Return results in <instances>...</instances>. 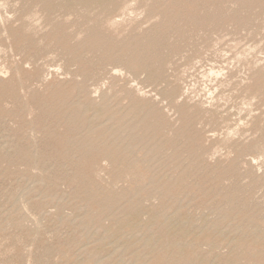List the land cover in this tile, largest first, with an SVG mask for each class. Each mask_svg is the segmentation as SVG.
Wrapping results in <instances>:
<instances>
[{"label": "rangeland", "instance_id": "374dc122", "mask_svg": "<svg viewBox=\"0 0 264 264\" xmlns=\"http://www.w3.org/2000/svg\"><path fill=\"white\" fill-rule=\"evenodd\" d=\"M263 58L264 0H0V264H264Z\"/></svg>", "mask_w": 264, "mask_h": 264}, {"label": "bare ground", "instance_id": "6f19581e", "mask_svg": "<svg viewBox=\"0 0 264 264\" xmlns=\"http://www.w3.org/2000/svg\"><path fill=\"white\" fill-rule=\"evenodd\" d=\"M132 6V5H131ZM135 6V5H134ZM123 8H125V7H123ZM141 9V8H140ZM124 11V10H123ZM147 12V11H146ZM29 15V14H28ZM122 15V14H121ZM139 15V14H138ZM120 16V15H119ZM127 16V15H126ZM158 16V15H157ZM156 16V17H157ZM175 18V17H174ZM155 19V18H154ZM123 20V19H122ZM128 20H129V18H128ZM152 20V19H151ZM172 20V19H171ZM175 20V19H174ZM68 21V20H67ZM116 21V20H115ZM120 22V21H119ZM138 22V21H137ZM115 24V23H114ZM117 24V23H116ZM150 24V23H149ZM158 25V24H157ZM144 26V25H143ZM141 27V26H140ZM139 27V28H140ZM116 30V29H115ZM80 31V30H79ZM83 32V31H82ZM59 37V36H58ZM107 37V36H106ZM83 38V37H82ZM75 39V38H74ZM72 44V43H71ZM103 44V43H102ZM128 52V51H127ZM245 52V51H244ZM240 53V52H239ZM256 53V52H255ZM241 55V54H240ZM249 55V54H248ZM176 57V56H175ZM243 57V56H242ZM182 58V57H181ZM239 59H242V58H239ZM238 59V60H239ZM264 59V58H263ZM116 60V59H115ZM253 60H254V58H253ZM179 61V60H178ZM202 61H203V59H202ZM260 61H263V60H260ZM227 62V61H226ZM251 63V62H250ZM199 64H200V62H199ZM239 64V63H238ZM259 64V63H258ZM191 65V64H190ZM193 65V64H192ZM215 65V64H214ZM220 65V64H219ZM171 66V65H170ZM227 66V65H226ZM229 66V65H228ZM235 66V65H234ZM236 66H239V65H236ZM110 67V66H109ZM212 67V66H211ZM210 67V68H211ZM115 68V67H114ZM114 68H112V69H114ZM119 68V67H118ZM200 68V67H199ZM234 68V67H233ZM131 69V68H130ZM182 69H185V68H182ZM190 69V68H189ZM213 69V68H212ZM221 69V68H220ZM230 69V68H229ZM239 69V68H238ZM129 70V69H128ZM188 70V69H187ZM250 70V69H249ZM113 71V70H112ZM223 71H225L224 70V68H223ZM197 72V71H196ZM203 72V71H202ZM207 72V71H206ZM205 72V73H206ZM216 72V71H215ZM221 72V71H220ZM115 73V72H114ZM144 73V72H143ZM188 73V72H187ZM199 73V72H198ZM210 73H211V71H210ZM244 73V72H243ZM190 74H191V72H190ZM200 74V73H199ZM209 74V73H208ZM201 75V74H200ZM205 75V74H204ZM211 75V74H210ZM238 75V74H237ZM246 75V74H245ZM185 76V75H184ZM214 76H215V73H214ZM213 76V77H214ZM220 76V75H219ZM232 76V75H231ZM205 77V76H204ZM247 77H249V76H247ZM202 78V77H201ZM214 78H216V77H214ZM241 78V77H240ZM188 79V78H187ZM197 79V78H196ZM207 79H209V78H207ZM233 79V78H232ZM213 80H215V79H213ZM192 81V80H191ZM219 81V80H218ZM228 80H226V82H227ZM243 81V80H242ZM102 82V81H101ZM184 82V81H183ZM209 82H210V80H209ZM93 83V82H92ZM189 83V82H188ZM192 83V82H191ZM215 83V82H214ZM219 83V82H218ZM132 84V83H131ZM134 84V83H133ZM224 84V83H223ZM97 85V84H96ZM130 85V84H129ZM193 85V84H192ZM128 86V85H127ZM186 86V85H185ZM194 86V85H193ZM214 86V85H213ZM220 86V85H219ZM223 86H225V85H223ZM229 86V85H228ZM98 87V86H97ZM96 87V88H97ZM130 87V86H129ZM217 88V87H216ZM91 89V88H90ZM203 89V88H202ZM214 89V88H213ZM92 90V89H91ZM160 90V89H159ZM191 90V89H190ZM209 89H207V91H208ZM212 90V89H211ZM234 90V89H233ZM205 91V90H204ZM217 91V90H216ZM92 92H93V90H92ZM154 92V91H153ZM189 92V91H188ZM197 92H198V90H197ZM207 93V92H206ZM212 93V92H211ZM232 93V92H231ZM186 94V93H185ZM95 95V94H94ZM150 95V94H149ZM190 95H191V93H190ZM224 95V94H223ZM228 95V94H227ZM99 96V95H98ZM143 96V95H142ZM199 96V95H198ZM203 96V95H202ZM158 97V96H157ZM192 97V96H191ZM204 97V96H203ZM244 97V96H243ZM209 98H211V97H209ZM223 98V97H222ZM221 98V99H222ZM229 98V97H228ZM156 99V98H155ZM168 99V98H167ZM199 99V98H198ZM205 99V98H204ZM211 99H213V98H211ZM215 99V98H214ZM231 99V98H230ZM252 99V98H251ZM171 100V99H170ZM188 100V99H187ZM208 100V99H207ZM238 100V99H237ZM163 101V100H162ZM214 101V100H213ZM248 101V100H247ZM254 101V100H253ZM211 102H212V100H211ZM166 103V102H165ZM199 103V102H198ZM207 103V102H206ZM205 103V104H206ZM218 103V102H217ZM248 103H250V102H248ZM247 103V104H248ZM252 103V102H251ZM78 104V103H77ZM209 104V103H208ZM229 104V103H228ZM225 105V104H224ZM244 105V104H243ZM114 106V105H113ZM211 106V105H210ZM222 106V105H221ZM242 106V105H241ZM102 107V106H101ZM167 107V106H166ZM181 107V106H180ZM149 108V107H148ZM231 108V107H230ZM79 109V108H78ZM166 110V109H165ZM232 110V109H231ZM75 111V110H74ZM126 111V110H125ZM218 111V110H217ZM226 111V110H225ZM68 112V111H67ZM171 112V111H170ZM238 112V111H237ZM208 114V113H207ZM67 115V114H66ZM92 116V115H91ZM90 116V117H91ZM122 116V115H121ZM64 117V116H63ZM97 117V116H96ZM142 117V116H141ZM173 119V118H172ZM105 120V119H104ZM106 121V120H105ZM89 123V122H88ZM103 123V122H102ZM101 124V123H100ZM99 124V125H100ZM133 124H134V122H133ZM224 124V123H223ZM88 125V124H87ZM150 125V124H149ZM97 126V125H96ZM228 127V126H227ZM234 127V126H233ZM229 128V127H228ZM235 128V127H234ZM32 129V128H31ZM131 129V128H130ZM232 131V130H231ZM215 132V131H214ZM226 132V131H225ZM235 133V132H234ZM139 135V134H138ZM230 135V134H229ZM114 137V136H113ZM159 138V137H158ZM158 140V139H157ZM99 141V140H98ZM140 141V140H139ZM77 142V141H76ZM117 144H119V143H117ZM150 144V143H149ZM195 145V144H194ZM157 147V146H156ZM112 149V148H111ZM133 150V149H132ZM173 150V149H172ZM162 151V150H161ZM169 152H170V150H169ZM152 157V156H151ZM193 157V156H192ZM147 160V159H146ZM127 161H129V160H127ZM193 164V163H192ZM181 170V169H180ZM154 176V175H153ZM205 182V181H204ZM113 185V184H112ZM114 186V185H113ZM145 186V185H144ZM113 189V188H112ZM111 190V189H110ZM105 191V190H104ZM161 193V192H160ZM106 195V194H105ZM111 195V194H110ZM106 197V196H105ZM130 198V197H129ZM85 210V209H84ZM161 213V212H160ZM94 219V218H93ZM99 219V218H98ZM141 225V224H140ZM238 226V225H237ZM208 230V229H207ZM87 240V239H86ZM102 241V240H101ZM155 242V241H154ZM87 243V242H86ZM88 244V243H87ZM154 244V243H153ZM179 244V243H178ZM84 245H85V243H84ZM180 245V244H179ZM141 246V245H140ZM145 246V245H144ZM120 249V248H119ZM76 252V251H75ZM132 253V252H131ZM258 253V252H257ZM256 253V254H257ZM255 254V253H254ZM108 255V254H107ZM253 256V255H252ZM124 261V260H123ZM190 261V260H189Z\"/></svg>", "mask_w": 264, "mask_h": 264}]
</instances>
